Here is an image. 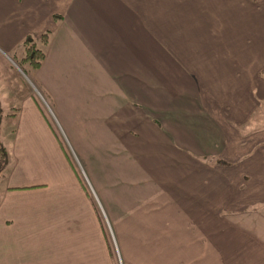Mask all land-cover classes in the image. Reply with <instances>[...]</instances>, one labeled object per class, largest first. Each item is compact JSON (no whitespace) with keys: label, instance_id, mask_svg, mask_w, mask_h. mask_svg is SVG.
Listing matches in <instances>:
<instances>
[{"label":"crops","instance_id":"1","mask_svg":"<svg viewBox=\"0 0 264 264\" xmlns=\"http://www.w3.org/2000/svg\"><path fill=\"white\" fill-rule=\"evenodd\" d=\"M44 32L37 75L67 64L86 84L69 91V135L132 175L134 200L109 205L125 264H264V202L238 178L261 168L239 128L264 68V0H0V50ZM44 235L16 231L6 264H45L19 242Z\"/></svg>","mask_w":264,"mask_h":264},{"label":"rangeland","instance_id":"2","mask_svg":"<svg viewBox=\"0 0 264 264\" xmlns=\"http://www.w3.org/2000/svg\"><path fill=\"white\" fill-rule=\"evenodd\" d=\"M259 1L251 2L257 6ZM45 33L29 36L42 52L45 43L40 38ZM24 39L11 52L0 50V150L5 155L0 154V264L8 260L13 247H8L7 242L14 243L16 231L45 234L44 238L19 241L26 242L22 244L26 250L28 243H37L33 254L43 256L39 262L45 264H125L119 238L120 227L125 224L119 219L112 221L109 205L124 208L134 200L133 185L126 182L132 175L123 174L124 166L117 158L110 159L113 157H109L107 144L99 142L94 148L91 142H76L66 130L78 105L69 91L72 87L84 89L86 85L78 76L79 68L73 70L64 64L60 70L68 72L66 77L50 75L46 69L39 77V66L34 67L26 58ZM255 84L250 100L254 111L239 129L247 127L254 132L245 148L255 146V159L246 161L263 164L264 68ZM239 101L244 102L241 97ZM218 113L227 115L220 110ZM40 128L50 133L49 140L44 139L42 132L38 136ZM225 151L233 154L229 149ZM221 160L214 159L215 163ZM261 164L255 173L246 170L238 178L244 183L243 191L249 190V198L258 189L255 195L264 202ZM112 179L115 184L104 187ZM126 258L134 260L135 256ZM23 259H28V255Z\"/></svg>","mask_w":264,"mask_h":264},{"label":"trees","instance_id":"3","mask_svg":"<svg viewBox=\"0 0 264 264\" xmlns=\"http://www.w3.org/2000/svg\"><path fill=\"white\" fill-rule=\"evenodd\" d=\"M251 1L255 2L257 0H251ZM52 17L54 20L59 18V16L55 15V14ZM46 37H47V33L41 35V38H40L41 41L46 43ZM22 44L26 50V58L29 59L30 63L33 64L34 67H38L41 63V59L44 56V52L40 51L39 49H37L34 46V40L29 36L25 37ZM39 59H40V61H39ZM0 154L2 156H5L4 152H2V150H0ZM6 161H7V159H6ZM217 162H219V161H217ZM220 164H224V162L221 161Z\"/></svg>","mask_w":264,"mask_h":264}]
</instances>
